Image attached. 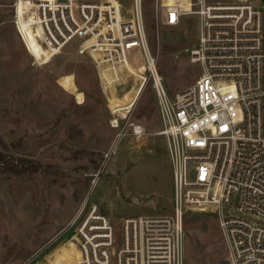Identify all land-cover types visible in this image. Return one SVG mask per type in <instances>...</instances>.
I'll return each instance as SVG.
<instances>
[{
	"label": "built area",
	"instance_id": "built-area-1",
	"mask_svg": "<svg viewBox=\"0 0 264 264\" xmlns=\"http://www.w3.org/2000/svg\"><path fill=\"white\" fill-rule=\"evenodd\" d=\"M145 1L13 3V22L37 65L76 44L105 87L117 91L139 49L143 85L151 80L157 97L173 209L116 226L91 205L72 237L78 264H185L184 218L192 210L217 218L227 249L219 264H264V0H155L164 25L200 18L189 60L201 76L173 98L151 53ZM122 107H110L115 129L132 109ZM130 125L134 135L144 134Z\"/></svg>",
	"mask_w": 264,
	"mask_h": 264
},
{
	"label": "rangeland",
	"instance_id": "rangeland-1",
	"mask_svg": "<svg viewBox=\"0 0 264 264\" xmlns=\"http://www.w3.org/2000/svg\"><path fill=\"white\" fill-rule=\"evenodd\" d=\"M13 3L0 0V264H74L80 254L72 237L91 205L116 226L173 209L157 97L137 71L144 66L139 49L117 91L105 87L76 44L37 65L13 22ZM156 10L155 0L145 1L151 53L173 98L201 76L189 60L200 18L167 26ZM119 100L132 109L115 129L110 107ZM130 123L144 134L134 135ZM192 213L184 224L185 264H219L227 249L217 218Z\"/></svg>",
	"mask_w": 264,
	"mask_h": 264
},
{
	"label": "bare ground",
	"instance_id": "bare-ground-1",
	"mask_svg": "<svg viewBox=\"0 0 264 264\" xmlns=\"http://www.w3.org/2000/svg\"><path fill=\"white\" fill-rule=\"evenodd\" d=\"M77 53H78L79 55H82L78 50H77ZM137 71H140V75H141V69H139V70H137ZM142 71H143V70H142ZM61 259H62V258H61ZM65 261H66V260H65ZM78 261H79V259L76 260L74 264H78ZM63 264H67V262H66V263H63ZM68 264H69V263H68Z\"/></svg>",
	"mask_w": 264,
	"mask_h": 264
},
{
	"label": "trees",
	"instance_id": "trees-1",
	"mask_svg": "<svg viewBox=\"0 0 264 264\" xmlns=\"http://www.w3.org/2000/svg\"><path fill=\"white\" fill-rule=\"evenodd\" d=\"M192 214H193L192 212H187V213L185 214L184 224L186 223V218H187L188 216H191Z\"/></svg>",
	"mask_w": 264,
	"mask_h": 264
},
{
	"label": "water",
	"instance_id": "water-1",
	"mask_svg": "<svg viewBox=\"0 0 264 264\" xmlns=\"http://www.w3.org/2000/svg\"><path fill=\"white\" fill-rule=\"evenodd\" d=\"M122 102L121 101H117V102H115V105L116 106H122ZM192 212H196L195 210H192Z\"/></svg>",
	"mask_w": 264,
	"mask_h": 264
}]
</instances>
